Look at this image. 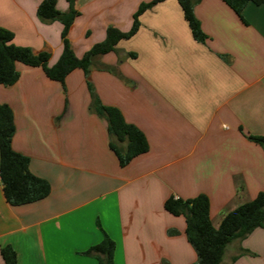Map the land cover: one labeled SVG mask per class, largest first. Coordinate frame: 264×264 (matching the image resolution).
<instances>
[{
  "label": "crops",
  "instance_id": "obj_1",
  "mask_svg": "<svg viewBox=\"0 0 264 264\" xmlns=\"http://www.w3.org/2000/svg\"><path fill=\"white\" fill-rule=\"evenodd\" d=\"M40 1L0 0V26L16 45L49 53L52 65L62 25L38 19ZM147 1L75 0L67 35L75 55L101 41L108 26L128 30ZM56 7L66 11L68 3L56 0ZM193 10L204 42L193 39L177 0H163L89 72L100 101L146 137L147 151L124 166L109 147L107 121L89 110L81 69L65 76L63 90L40 67L16 62L18 79L0 84V103L14 115L11 146L50 186L41 199L11 205L0 181V248L10 245L16 264H97L82 252L102 230L115 243V264H193L185 219L164 201L204 193L217 227L264 190V146L247 138L264 137V4H246L241 17L223 0H199ZM219 264H264V227L230 241Z\"/></svg>",
  "mask_w": 264,
  "mask_h": 264
},
{
  "label": "trees",
  "instance_id": "obj_2",
  "mask_svg": "<svg viewBox=\"0 0 264 264\" xmlns=\"http://www.w3.org/2000/svg\"><path fill=\"white\" fill-rule=\"evenodd\" d=\"M66 11L56 7V0H41L36 8V15L41 22L48 23L57 20L62 28L60 38L62 50L57 60L48 65L49 53L41 51L34 53L28 46L13 43V32L0 26V84L10 86L19 77L16 62L31 67H40L45 76L58 81L63 90L64 78L72 70L83 71L90 95L89 110L105 118L109 135V147L115 153L119 165L124 166L133 157L144 153L148 143L144 134L134 124L123 118L120 110L114 106L103 104L94 91L88 79L89 72L96 64L97 57L115 50L116 44L131 37L139 28V16L146 9L163 0H149L138 5L132 15V23L128 30L122 31L114 26H108L105 36L90 46L80 57L76 56L67 37L69 28L78 15L74 7L75 0H66ZM199 0H177L190 33L195 41L204 42L206 35L194 14V5ZM239 17L248 3L264 4V0H223ZM130 56L134 55L129 53ZM100 68L114 70L105 64ZM15 132L14 115L11 107L0 103V181L6 201L11 205L30 203L45 197L50 190L49 183L28 169L29 157L15 151L11 140ZM247 138L264 146V137L247 135ZM123 144L122 146L119 144ZM164 208L174 216L185 219V236L196 253L193 264H219L226 245L233 239H242L257 227H264V190L259 191L254 198L245 201L227 211L218 226H213L209 214V199L206 194L199 193L188 199L169 196L164 201ZM99 226V224H98ZM168 234L177 233L169 229ZM102 239L82 252L93 256L97 264H115V243L102 230ZM243 252L248 250L243 249ZM0 255L5 264H16V253L10 245L0 248Z\"/></svg>",
  "mask_w": 264,
  "mask_h": 264
}]
</instances>
